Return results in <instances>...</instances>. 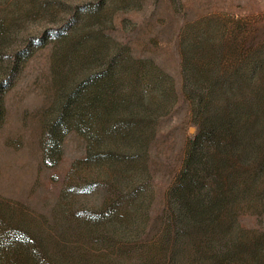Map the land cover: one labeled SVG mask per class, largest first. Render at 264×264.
Returning a JSON list of instances; mask_svg holds the SVG:
<instances>
[{"label": "rangeland", "instance_id": "rangeland-1", "mask_svg": "<svg viewBox=\"0 0 264 264\" xmlns=\"http://www.w3.org/2000/svg\"><path fill=\"white\" fill-rule=\"evenodd\" d=\"M73 24L74 36L50 34ZM115 47L105 103L85 119L76 112L57 151L45 130L60 89ZM158 83L175 101L151 145L149 216L134 210L143 191L131 186L104 177L71 186L105 122L98 113ZM206 112L227 122L204 143L215 162L195 180L222 201L188 225L174 219L168 193ZM263 117L264 0H0V264H260Z\"/></svg>", "mask_w": 264, "mask_h": 264}, {"label": "trees", "instance_id": "trees-1", "mask_svg": "<svg viewBox=\"0 0 264 264\" xmlns=\"http://www.w3.org/2000/svg\"><path fill=\"white\" fill-rule=\"evenodd\" d=\"M79 31L81 30L73 24L69 30L66 25L50 31V34L60 40L67 34L74 36ZM43 38L44 35L41 39ZM8 42L7 45L10 40ZM25 45L22 53H25L32 43ZM111 50L103 53L100 59L95 58L87 62L83 70L60 89L45 130L48 145H53L57 151L63 135L72 127L71 119L76 112L85 119L93 109L105 103L104 91L107 85H110L106 80H111L112 66H118L117 59L123 51L122 48L116 47ZM15 63L16 59L12 61V65ZM187 82L192 95H195L194 98L203 99L200 82L191 78H188ZM174 101V96L160 83L151 92L114 97L107 111L98 113L105 118V122L99 127V134L98 130L93 132L92 141L86 146L85 158L80 161L82 167L78 166L82 168V174L78 175L71 186H89V180L102 177L111 179L114 186H131L143 191V200L134 210L141 216H149L152 201L145 189L154 181L148 166L151 161V145L157 122L165 118ZM86 102L90 104L84 105ZM235 120L242 121L237 114L232 119ZM225 122L227 121L218 113L206 112L200 122L201 132L188 144L183 169L168 193L174 219L180 223H194L196 209L201 214H210V210L219 209L221 206V195L214 189L216 186L196 185L195 178H198L199 171L205 172L214 164L215 150L207 148L204 143H214L218 139L217 132ZM85 123L86 121L81 124L80 129H85L83 133L89 138L92 129L94 130L93 122ZM255 144L257 148L264 147V117L259 122ZM51 158H54V154H51ZM211 181L214 183L215 179ZM260 253V264H264V242L261 243Z\"/></svg>", "mask_w": 264, "mask_h": 264}]
</instances>
